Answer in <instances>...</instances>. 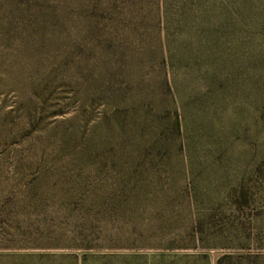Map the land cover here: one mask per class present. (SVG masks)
Masks as SVG:
<instances>
[{
  "label": "rangeland",
  "instance_id": "obj_1",
  "mask_svg": "<svg viewBox=\"0 0 264 264\" xmlns=\"http://www.w3.org/2000/svg\"><path fill=\"white\" fill-rule=\"evenodd\" d=\"M16 15L0 46V264H72L65 254L152 264L158 253L190 251L182 247L196 212L206 214L204 245H264V130L246 138L243 104L191 109L186 175L177 151L135 153L141 131L122 130L126 110L105 103L73 45L82 24L71 15L65 28H28L26 37ZM242 190L249 201L232 211ZM82 246H93L86 260ZM222 251L207 250V263Z\"/></svg>",
  "mask_w": 264,
  "mask_h": 264
},
{
  "label": "trees",
  "instance_id": "obj_2",
  "mask_svg": "<svg viewBox=\"0 0 264 264\" xmlns=\"http://www.w3.org/2000/svg\"><path fill=\"white\" fill-rule=\"evenodd\" d=\"M70 10L76 11L70 22L83 30L73 35V45L80 46L78 57L96 76L102 98L126 110L122 130L141 131L138 156L148 145L155 152L164 149L170 159L177 151L184 173L192 174L188 142L190 111L196 107L217 112L240 110L243 104L246 138H259L264 130V0H0L2 52L13 11H19L15 18L28 37V28L42 36L53 27L65 28ZM238 200L232 211L249 201L246 192ZM192 215L186 233L191 243L182 247L190 251L158 253L152 264H208L206 251L216 248L223 251L213 264H264V245L257 242L244 246L237 238L204 245L200 220L206 214ZM91 247H79L85 260ZM67 255L80 264L78 255L62 257Z\"/></svg>",
  "mask_w": 264,
  "mask_h": 264
}]
</instances>
